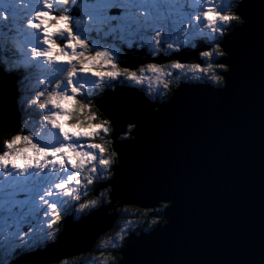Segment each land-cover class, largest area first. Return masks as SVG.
Instances as JSON below:
<instances>
[{
    "label": "water",
    "instance_id": "95a60500",
    "mask_svg": "<svg viewBox=\"0 0 264 264\" xmlns=\"http://www.w3.org/2000/svg\"><path fill=\"white\" fill-rule=\"evenodd\" d=\"M234 14L246 18L238 24L247 27L232 28L220 40L227 55L218 60L234 66L230 73H219L225 75L223 87L179 82L169 100L157 104L138 87L115 86L95 99L110 121L111 147L117 153L114 179L106 185L108 200L86 214L89 223L85 220L82 227L68 229L71 217L66 216L54 241L18 254L15 264L85 254L113 225V206L115 211L116 206L154 208L159 203L170 207L162 214L165 224L129 237L117 264H264V0H243ZM128 52L119 64L132 70L144 62L177 58ZM176 55L184 63L199 59L197 50ZM20 121L9 81L0 88V125L7 128L0 136ZM127 123L134 124L130 132ZM118 133L127 134L117 140ZM101 184L97 187H105ZM98 219L111 226L102 228Z\"/></svg>",
    "mask_w": 264,
    "mask_h": 264
},
{
    "label": "snow or ice",
    "instance_id": "6c2138e0",
    "mask_svg": "<svg viewBox=\"0 0 264 264\" xmlns=\"http://www.w3.org/2000/svg\"><path fill=\"white\" fill-rule=\"evenodd\" d=\"M140 2L142 0H91L87 12L89 23L83 27L82 31H79L80 19H76L67 7L61 10H57L56 7L57 5H71L74 10L78 0H67V2L65 0H27L23 18L18 17L14 3L0 0V22H3L5 27L11 22L22 38L19 46L23 50L21 65L9 66L0 63V88H5L11 81L15 89L16 102L21 95L17 84L23 83L24 79L35 78L36 83L41 86L24 101L31 120L38 121L36 127H31V121H26L29 126L24 128V132L17 131L15 136L10 137L9 141L0 147V174H2L0 176V181H2L0 182V209L10 213L8 219L13 225L16 238L21 242L36 232V228L31 226L25 230L23 227L25 223H30L32 218L40 219L41 223H50L52 216L58 210L67 213L61 209V204L68 203L72 196V193L66 194L67 190L71 189L73 184L80 186L76 183L77 180L83 183V171L70 163L62 149L92 153V162L86 161L84 165V170H88L92 168V164H97L95 173L88 172L92 180L94 175L100 172L105 177L101 185L106 186L114 179V176L104 173L103 168L98 164L101 158L99 149L91 146L95 143L92 142L94 137H72L71 135L65 137L59 124L43 119L53 112H61V109L54 108L52 103L45 102L50 95L59 96L62 99L67 98L69 109L77 101L86 102L94 97L98 87L96 83L98 78L82 71L83 65L80 63L83 57L79 56V53L84 52L85 48L90 47L93 50L107 48L117 61L118 54L126 51L147 50L149 55L155 53L153 56L171 53L172 57H177L171 63L180 65H185V63L176 54L186 49L197 50L199 59L190 64L195 66V71L202 74L200 79L204 78L203 74L211 65L208 64V59L221 65L220 69L223 73L234 71L233 65L221 63L216 53L211 51L213 45L220 44V34L206 32L201 28L206 21L197 19L199 13L205 11V5H210L212 0H182L183 7L178 9L174 0H171L174 7L168 16L163 19L151 17L145 20L134 18L130 11L133 5ZM241 6L242 4L236 9L237 12L240 11ZM60 11L67 12V14H60ZM218 11L223 15L224 9H218ZM113 14L119 17L118 21H112L111 31L101 33L99 22L111 19ZM45 17H47L46 20ZM218 26L223 31L224 25L218 24ZM238 28L241 31L245 29L240 28L239 25H233L234 32ZM157 33L160 34L158 39L155 38ZM77 42L83 47L76 46L74 52L73 46L77 45ZM168 45L172 47L169 48ZM201 47L203 50H200ZM165 48L166 51L162 52L161 50ZM202 53H207V55H202ZM74 55L77 59H73ZM226 65H230L231 70ZM134 71L129 68L130 73ZM136 75L138 77L137 73ZM41 76L44 78L40 79ZM116 82L119 81L107 80L104 86L110 88ZM217 89H219L218 84ZM40 117L42 120L39 119ZM6 130L5 126L0 125V133ZM29 133L32 135L29 136ZM24 138L40 148L43 155L39 159L34 158L18 167L11 157L15 156V147ZM125 140L127 138L123 141ZM86 183L87 185L93 184H88L87 180ZM160 200L169 199H159L156 202ZM171 202L172 207L173 201ZM17 206L26 208L27 214L20 217L11 215ZM83 208L88 209L89 204H83ZM168 209H170L169 205L164 204L153 214L159 216ZM145 231L150 230L145 229ZM125 264H128V261Z\"/></svg>",
    "mask_w": 264,
    "mask_h": 264
},
{
    "label": "clouds",
    "instance_id": "9594fccd",
    "mask_svg": "<svg viewBox=\"0 0 264 264\" xmlns=\"http://www.w3.org/2000/svg\"><path fill=\"white\" fill-rule=\"evenodd\" d=\"M67 2V0H65ZM243 0H232V4L229 8H223L222 5L215 3V0H212L210 5H205V11L199 13L197 19H203L206 23L201 25V28L206 32H216L220 34L222 38L228 30V27L231 25L232 21H237L239 24H243L245 19H242V15H234L233 13L237 12L238 5L242 4ZM174 5L171 0H142V2L133 5L130 9L132 15L136 19L145 20L151 17H158L163 19L168 16ZM218 9H224L223 15L220 14ZM47 17H45V20ZM119 17L116 14H113L111 19L102 20L99 22V27L101 33L105 31L112 30V21L117 20ZM218 24H223L224 28L221 31V28ZM159 33H157L156 37L158 39ZM83 45L73 46V51L75 52V47ZM169 48L172 45H168ZM212 52H215L216 55L226 56L227 53L221 47L220 44L215 45L212 49ZM155 55V53L153 54ZM202 55H207V53H202ZM79 56L83 57V60L80 63L83 65L82 71L90 73L92 76L97 77V86L101 84V82L112 80V81H120V82H128L130 86L136 85H144L145 81L148 82V87H152L153 82L156 85V95L160 96L165 94L163 90L170 89V85L172 83L171 80L165 79L166 77H172L171 71H166V68H170L177 71L176 80H180V71L187 68L189 72H196L195 66L191 64H175L170 63L167 65L160 64H147L146 70L150 75L145 76V68L141 67L139 69V75L137 77V71L132 73L129 72L128 67H121L117 59L108 51L107 48L103 49H91L90 47L85 48L84 52L79 53ZM73 59H77V56L74 55ZM217 67H222L218 65ZM213 65L209 66L207 71H211ZM207 71L205 74H207ZM187 76V73L185 74ZM190 78V77H189ZM196 79H200L197 77ZM210 79L213 81V86L216 87L217 84L220 87H223L224 76L214 73ZM179 84L177 83V87ZM112 88L115 86L112 85ZM46 103H52L54 108L61 109V112H53L49 116L43 117L44 120L55 121L60 125L61 130L64 132L65 137L71 135L72 137H97L103 131L104 135L107 136L111 130L110 121L106 118L101 119L100 122H96L98 120V109L95 108L94 99H88L86 102L84 100L77 101L73 104L72 108L69 109L67 105L69 104V100L67 98L62 99L59 96L52 97L51 95L45 101ZM43 107V104H41ZM21 133L24 132V128L21 127L19 130ZM16 134H12L10 137L15 136ZM29 136L32 133L28 134ZM9 141V138L0 137V143L3 145ZM106 144H110V141H106ZM94 149H99L100 159L98 164L103 168L104 173L111 176L113 175V171H109L112 169V166L116 163L117 153L112 151L110 155L106 157V147L100 143H94L91 145ZM64 154L69 158L70 163H72L75 167L80 168L83 171L84 178L87 180L88 184H92L93 180L88 176V172L91 171L95 173V169L97 164H92V168L87 171L84 170L85 162L91 163L93 160L92 153L88 152H76L74 150H69L68 148L62 149ZM43 155L40 148H38L32 141L27 138L22 139L19 144L15 147V156L11 157V159L16 163L18 167L23 166L24 163L30 162L32 159H39ZM7 159V158H6ZM80 175V173H77ZM77 184H81L80 180L76 181ZM72 193V190H67L66 194ZM76 201H80L81 197L76 195L74 198ZM83 204H79L77 211L82 212L84 210ZM94 207L95 204L93 203ZM51 239L54 241L56 239L55 236H52ZM122 240L123 237H120Z\"/></svg>",
    "mask_w": 264,
    "mask_h": 264
},
{
    "label": "rangeland",
    "instance_id": "374dc122",
    "mask_svg": "<svg viewBox=\"0 0 264 264\" xmlns=\"http://www.w3.org/2000/svg\"><path fill=\"white\" fill-rule=\"evenodd\" d=\"M8 2L15 4L18 17L20 15V18H23L24 8L27 6V0H8ZM176 2H177V7L178 8L179 7H183L182 0H174V3H176ZM215 3L222 5L223 8H229L231 6V4H232V0H215ZM70 11H72L73 14H75V15H78L79 14V11L77 9H74L73 10V8H71ZM82 18H83V21L85 22L84 23V26L89 23L87 14H85L80 19H82ZM83 27H79V29L82 31L83 30ZM232 28L233 27H228V30L227 31H229ZM108 35H111V33H108ZM21 40H22V38L15 31V29L12 26L11 22H9V24H8L7 27L4 26V23L3 22H0V50H2V51H0V63H4V64L7 63L3 59V58H6V56L3 55V53H6L7 48H11V49H13V51L11 49H9V53L15 52V59H16L15 62H17L18 66L22 64V62H23L22 61V51L23 50L19 46ZM220 40H221V37H220ZM161 51L162 52L166 51V48L165 49H162ZM126 54H127L126 52L123 53V55H126ZM168 54H170V53H168ZM119 59H120V57H119ZM218 59H219V57H218ZM121 61H122V63H121ZM172 61H169L167 63L160 64V65H167V64H170ZM208 61H212V60L208 59ZM118 62H120L121 64H123L124 63V60L120 59V60H118ZM128 63H131V62L129 61ZM133 65H135L134 62L131 63L129 66H133ZM146 65H147V63L144 62L142 65L141 64L138 65V67H139L138 69L137 68H133V70L137 71V74L139 75L140 74L139 73L140 67H144L145 68L144 75L145 76L150 75V73H148L147 70H146ZM205 66H207V65H205ZM216 66H218L217 63H216ZM165 70L166 71H171L172 72V76H177V71L176 70H173V69H170V68H166ZM218 70H219L218 73H220L221 72V69L219 67H218ZM186 73H187V76L185 75ZM179 75H180V78L181 79H184V80H188L189 79L192 82L193 79L194 80H197L196 78L197 77H201L202 74L199 71H196L194 73L193 72H189V70L187 68H185V69H183V70L180 71ZM203 76H204V78H207L208 77L210 79V77L212 76V74H211V72H209L207 74H203ZM43 78H44L43 76L40 77V79H43ZM170 78L171 77H166L165 79H168L169 80ZM199 81H201V80H198V82ZM210 81H212V80H210ZM179 82H183V81H180V80L178 82H173L172 81V83L170 85V87H172V88L169 91V93H170V94H168L169 96L171 95L172 90L177 87V83L179 84ZM106 83H107V81L104 82V84H106ZM104 84H103L102 87L105 89L106 87L104 86ZM113 85L114 86H130L128 82H120V81L119 82H116V83H113ZM141 86H142L143 92H145L146 94H149L148 97L146 96L147 99L151 103H153L154 101H152V100H155V99H153L152 96H154V94H156V91H157L155 83L153 82L152 87H148V82L145 81V84L144 85H136L134 87H138V91L139 90L142 91ZM18 87H20V93H21V95L19 96V99L18 100H20V98H22L25 101V99L28 96H30L31 93L34 90H38L41 86L36 83L35 78H32L31 80L30 79H24V82L21 83V84H18ZM99 89H100V87L98 86L96 88V90H95V95H94L95 97H96V94L98 93ZM111 89H113V88H111ZM89 91H91V89ZM95 97H93V98H95ZM37 109H38V105H37ZM34 114L35 113L33 112V115ZM39 119L42 120V117H40ZM22 121H25V122L23 123V125L20 124V128H18L16 131H19L21 129V127H23V128L28 127L29 125H28V123H26V121H31V127H33V128H35L36 127V124L38 123V121H32L31 120V117H30V114H29V110L27 109V107L25 106V104H23V109L21 110V122ZM96 122H100V120H97ZM127 127H129V128H128V130L126 128V130H127V132H129V131H131L134 128V124L127 125ZM109 134H110V132H109ZM109 134L107 136H105L104 133L101 132L99 134V136H97L96 140H93L92 141V142L100 143V144H103V145L106 144V143L104 144V140H105V142L106 141H110L109 146L107 144V147H106V157L108 155H110V153L112 152V149H111V142H112V140L110 139ZM121 134L122 133L119 134L118 139H123V135L124 136L126 135V133L125 134H122V135ZM6 135H8V136L6 137ZM6 135H5L6 138H10V136H11L10 132L9 133H6ZM106 137L107 138L109 137V140H106ZM98 138H99V140L97 141ZM100 139H103V140H100ZM101 141H102V143H101ZM2 146H3V144L0 143V147H2ZM107 150H109L110 153L107 152ZM0 176H2V174H0ZM98 179H101V180H104L105 179V177H104V175H103L102 172L97 173V175L96 174L94 175V179H93V184L92 185H95L94 182H95V180H98ZM82 181H83V183H82L83 186H81V185L80 186H77L75 184L71 185L72 196L69 198L70 201L68 203H66V204H61V209L63 211H67V213H68V209L72 207L73 210H74V214H73L74 216H77L80 213V211H77L78 202L74 199L76 195H79L81 197L80 202H82V203H88L89 204V208L87 210L85 209L86 210L85 213L88 210L90 211L91 208H93V206H92L93 203L95 204V206H97L100 203L101 198H103L102 202H105L106 203V196H107V191H108V187L107 186L100 187V185H99L97 187V192H95L96 194L94 195L93 192L95 191L94 188L96 187V185H95V187L92 186V185H87L86 179L84 178V175L82 176ZM99 183H101V182H99ZM20 209L21 210H20L19 213L21 215L24 214L27 211L26 208H21L20 207ZM144 209L149 210L148 208H140L139 209V208L131 207L130 205H123L122 207H119L118 206L117 209L115 210V212H116V214H118L117 219H120V223L119 224L117 223V225H115L112 228V231H108V233H105L104 235H101L100 246L108 247V246H110L109 244L113 242L114 243V248L116 249L117 246L119 245V243H118L119 242L118 241L119 240L118 237H124L128 231H131V233H133V234L140 233L141 230H138V226L143 221L141 219V217H143L145 219L147 217V216H144V214L141 216V213H142V211ZM14 210L15 209H13L11 215H15V211ZM18 210H19V208H18ZM18 210H17V213H18ZM111 210H112V208H111ZM6 212H7L6 210H2L1 209V213L0 214L2 215V217H0V237H2L4 235H8V234L11 235V236H13V237H16L15 236V230L13 228V225L10 223V221L8 219L9 212L8 213H6ZM17 213H16L15 216H17ZM18 216H19V214H18ZM63 217H64L63 216V213L58 210L57 213L52 216V219H51V222L50 223L49 222L41 223V220L40 219L38 220L39 222H36V219H31V224L33 225L34 228H36V232H38L37 235H42V236L44 234L45 235L43 237H41V239H36V235H34L33 237H31V235H29V236H27L24 239L23 242H21L20 240H18L16 238L15 244H12V246L9 247L10 250L11 249H16L15 247H17V246H21L22 250H36L37 248H40V247L43 248L47 244L46 240L48 241V243L52 241L51 237L56 232L55 231V228H57L56 227L57 224L60 221H62ZM160 219H162V218H160ZM153 221H154V219H150L149 218V220H148V222H147L146 225L152 226L154 224ZM164 223H165V220L163 219L162 222H161V225L164 224ZM114 224H116V223H114ZM23 227L25 228V230H27L29 228V225H27V223H25L23 225ZM59 231H61V225H60ZM59 231H58V233H59ZM36 232L34 234H36ZM109 234H110V236L108 237ZM127 236L128 235H126L125 237H127ZM108 238H110V239H108ZM112 239H115V241H113ZM123 246H122V248H123ZM88 251H90V252H88V254L85 257V259H87L89 261L88 264H103V263L105 264L107 262L109 264V262H113V259L114 258H113V256H111V255H113V252L111 251V249H110V251L108 250V252L106 254H101V252L94 253V252L91 251V249L88 250ZM8 252H10V251H8ZM106 256L108 258H106ZM74 257H76V256H70L68 258H65V259H62V260L58 261V263L61 262V263H64V264H70L72 261H75L74 260ZM0 259H1L0 264H5L4 263V260H6V259L4 257H1ZM23 259H25V258L23 257ZM106 259H109V260L105 261ZM79 261H81V259H79ZM50 263L51 264H55L57 262H50ZM50 263H47V264H50ZM10 264H15V263L12 260L10 262Z\"/></svg>",
    "mask_w": 264,
    "mask_h": 264
},
{
    "label": "trees",
    "instance_id": "16d2710c",
    "mask_svg": "<svg viewBox=\"0 0 264 264\" xmlns=\"http://www.w3.org/2000/svg\"><path fill=\"white\" fill-rule=\"evenodd\" d=\"M175 5H176V7H177V2L175 3ZM177 9H178V7H177ZM20 14V13H19ZM234 14V13H233ZM235 15V14H234ZM19 18H20V15H19ZM238 24V22L237 21H232V23H231V25L229 26V27H233V25H237ZM215 45H213L212 47H214ZM5 47V46H4ZM9 49H11V48H7V51H6V53H3V55H5L6 56V58H3L4 59V61H6L7 63V65H9V66H16V64H15V52H12V53H9ZM12 51H13V49H11ZM0 51H2V50H0ZM119 57H120V55H119ZM9 58V59H8ZM6 59V60H5ZM121 59V58H120ZM120 59H118V60H120ZM218 70V69H217ZM211 73H217V74H219L217 71H215V72H213L212 70L210 71ZM31 80V79H30ZM169 80H171V81H173V82H176L175 81V79L174 78H170ZM207 82V81H206ZM113 85V84H112ZM103 84H100L99 85V87H100V89H99V91H98V93L96 94V97L98 96H100L101 94H102V92L105 90V89H108L107 87L104 89L103 87ZM102 87V88H101ZM171 88L172 87H170V89H168L169 91L171 90ZM104 89V90H103ZM103 90V91H102ZM102 91V92H101ZM168 94H170V93H168ZM168 96V95H167ZM95 97V96H94ZM95 97V98H96ZM95 98H92V99H94V101H95ZM19 102H20V107H21V110L23 109V104H24V99H22V98H20V100H19ZM96 108V107H95ZM96 109H98V108H96ZM99 110V109H98ZM97 115H98V120H101V119H104L105 117H103V115L100 113V110L98 111V113H97ZM25 121H20V123H21V125H23V123H24ZM128 128L129 127H127V130H128ZM16 132L17 131H12V132H10V134L12 135V134H16ZM127 134V133H126ZM8 135H6V137H7ZM126 136V135H125ZM124 135H123V137H125ZM5 137V138H6ZM96 138L97 137H95L94 138V140H96ZM99 140V138L97 139V141ZM100 140H103V139H100ZM106 140H109V137L107 138L106 137ZM101 143H102V141H101ZM104 144H105V140H104ZM103 145V144H102ZM108 146H109V144H108ZM105 147H107V144H105ZM107 152H109V150H107ZM110 153V152H109ZM97 175V174H96ZM99 182H101V179H98V180H95V185L97 186V184L99 183ZM95 185H92V186H94L95 187ZM107 189V188H106ZM84 197V196H83ZM106 199H107V196H106ZM78 202V206H79V204H81L82 202H80V201H77ZM164 204H167V203H159L158 205H156L155 207H157V209L159 208V209H161L162 208V206L164 205ZM131 207H133V206H131ZM135 207V206H134ZM18 208H19V206H17L16 208H15V215H16V213H17V210H18ZM140 209V208H139ZM21 210V209H20ZM20 210L18 211V213H17V217H20V216H25L26 214H27V211L24 213V214H20L19 212H20ZM142 210V209H141ZM68 212H71V213H73L74 214V210H73V208L71 207V208H69L68 209ZM149 212V211H148ZM18 214H19V216H18ZM64 214H66V213H63V216H64ZM85 214V209L83 210V212H80L79 213V215H77V216H75V218H79V217H81V215H84ZM144 214V216H147V209H144L143 211H142V213H141V216ZM160 218H162V214L160 215ZM32 219H35V218H32ZM141 219L143 220L142 221V223L141 224H139V226H138V229H141V228H143V226H145L146 224H147V222H148V220H149V218H148V216L146 217V219L145 218H143V217H141ZM39 219H36V222H39L38 221ZM116 222L119 224V220L118 219H116ZM61 223H62V221H60L58 224H57V228H55V233H54V235L53 236H56V234L58 233V231H59V228H60V225H61ZM27 225H29V227L31 226V227H33V225L31 224V222L30 223H27ZM109 231H111V229L109 230ZM145 231V230H144ZM38 234V232H36V234H32L31 235V237H33L34 235H36V239H41V237H43L42 235H37ZM115 237V236H114ZM32 239V238H31ZM108 239H110V238H108ZM118 243H119V246L121 245V243H123V240H121L120 239V237H118ZM127 239V238H126ZM126 239H124L125 240V242H126ZM113 241H115V239H112ZM117 240V239H116ZM47 241V240H46ZM110 246H108V247H103L102 246V248H100V246H99V244H97V243H95L94 244V246H93V248H92V252H94V253H97V252H101V254H106L107 252H108V250L110 251V249L112 248L113 250H111L112 252H113V255H111V256H113V262H111V264L113 263V264H116L117 262H118V260H119V258H120V255L116 252V249L118 248V246H117V248L115 249L114 248V243L112 242V243H110L109 244ZM16 249H11V251H10V248H7V249H5L3 252H2V250L3 249H0V258L1 257H4L6 260H4V263L5 264H10V262H11V260H12V258L14 257V256H16V255H18V253L20 252V251H23L22 250V248L20 247V246H17V247H15ZM8 251H10V252H8ZM85 257H86V255L85 254H80V255H78V256H76V257H74V260L75 261H72L70 264H76V263H87V261L88 260H86L85 259ZM106 258H108L107 256H106ZM79 259H81V261H79ZM117 259V260H116ZM73 260V259H72ZM107 260H109V259H106L105 261H107ZM0 261H1V259H0ZM88 263H89V261H88ZM55 264H64V263H61V262H57V263H55ZM104 264V263H103ZM105 264H108V262L107 263H105Z\"/></svg>",
    "mask_w": 264,
    "mask_h": 264
},
{
    "label": "flooded vegetation",
    "instance_id": "af4514ba",
    "mask_svg": "<svg viewBox=\"0 0 264 264\" xmlns=\"http://www.w3.org/2000/svg\"><path fill=\"white\" fill-rule=\"evenodd\" d=\"M90 4H91V0H78V3H77V5L75 6V9H77L78 11H79V14L78 15H75V14H73L74 15V17L76 18V19H80L81 17H83L85 14H87V12H88V10H89V7H90ZM57 7V10H61V9H64L65 7H67L68 8V10L70 11V9L72 8V6L71 5H69V6H63V5H57L56 6ZM60 14H67V12H64V11H60ZM80 21H81V24H80V26L79 27H83L84 26V21H83V18L82 19H80ZM73 22H75V20L73 21ZM79 31H81L80 29H78ZM128 53H130V52H128ZM123 54V53H122ZM119 55H121V54H118V59H119ZM210 60H212V59H210ZM167 63V62H166ZM148 64V63H147ZM185 64H190V63H185ZM208 64H211V65H213V68H212V71L213 72H215V71H217V72H219V70H217L218 69V67L216 66V63H215V61H208ZM139 68V67H138ZM137 68V69H138ZM141 68V67H140ZM221 71H222V69H221ZM212 75H213V73H211ZM172 78H174L175 79V81L176 82H178L177 80H176V76H172ZM194 80V79H193ZM198 80V79H197ZM199 80H201L202 82H208V83H210V84H213V82L212 81H210L211 79H209L208 77L207 78H203V79H199ZM180 81H183V82H191V80H184V79H181L180 78ZM110 88H112V87H110ZM141 89H142V86H141ZM142 91H143V89H142ZM165 94H163V95H160V96H157L156 94H154V96H152V98L153 99H155V100H152V101H156V102H164V101H166L168 98H169V95H168V93H169V90H164L163 91ZM167 92V93H166ZM145 93V92H144ZM145 95L148 97V95L149 94H146L145 93ZM165 95V96H164ZM168 95V96H167ZM131 128V127H130ZM102 200H103V198H101V201H100V203L102 202ZM106 201H107V199H106ZM99 203V204H100ZM158 209H157V207H155V208H153V209H151V210H147V216L150 218V219H154V221H157V223H155V224H159V223H161L162 222V220L163 219H160V215L159 216H156V215H154L153 213L155 212V211H157ZM149 211V212H148ZM147 226L148 225H145V226H143V228L144 229H146L147 228ZM138 230H143V229H138ZM126 232V231H125ZM139 232V231H138ZM141 232V231H140ZM130 234H133V233H131V231H128L127 233H126V235H130ZM125 235V236H126ZM123 237V243H121V245L119 246L118 245V248L116 249V252L119 254V252H120V250H121V248H122V246L125 244V240L124 239H126V238H128V236L127 237ZM127 240V239H126ZM117 260V259H116ZM109 264H111V262H109Z\"/></svg>",
    "mask_w": 264,
    "mask_h": 264
},
{
    "label": "bare ground",
    "instance_id": "6f19581e",
    "mask_svg": "<svg viewBox=\"0 0 264 264\" xmlns=\"http://www.w3.org/2000/svg\"><path fill=\"white\" fill-rule=\"evenodd\" d=\"M239 25V24H238ZM127 53V52H126ZM121 55H123V54H121ZM120 55V56H121ZM121 58V57H120ZM134 66V65H133ZM183 83H191V82H183ZM206 83H208V82H206ZM17 86H18V84H17ZM108 89H111V88H108ZM19 90V89H18ZM105 90H107V89H105ZM140 91V90H139ZM20 92V91H19ZM140 92H142V95L144 94V96H145V98L147 99V97H146V95H145V93L143 92V91H140ZM103 93V92H102ZM101 96V95H100ZM98 98V97H97ZM169 98H170V96H169ZM169 98L166 100V101H168L169 100ZM148 100V99H147ZM149 101V100H148ZM18 102V101H17ZM150 102V101H149ZM165 102V101H164ZM153 103H157V104H160V103H162V102H153ZM19 106V105H18ZM19 108V111H20V116H21V107H18ZM100 113L103 115V117H105L106 118V116L100 111ZM107 119V118H106ZM20 124L21 123H19V125H18V127L15 129V131L18 129V128H20ZM129 123H127V125H128ZM133 124V123H132ZM126 125V126H127ZM111 131H112V127H111ZM111 131H110V133H111ZM132 131V130H131ZM12 132V131H11ZM130 132V131H129ZM7 133H9V132H7ZM119 134L120 133H118L117 135L119 136ZM5 135H6V133L5 134H2L0 137H5ZM110 135V134H109ZM118 136H117V140H121V139H118ZM110 137V136H109ZM130 137V136H129ZM111 139V138H110ZM115 139V138H114ZM112 140V139H111ZM111 144H112V142H111ZM111 149H112V147H111ZM95 192H97V191H95ZM131 206V205H130ZM114 207V206H113ZM113 207H112V211H111V216L112 217H116V216H118V214H116V212L113 210ZM118 207V206H117ZM117 209V208H116ZM68 215H70V222L67 224L68 225V229H75V228H77L78 226H80V227H82L81 225H83V222H85V220H87V222L89 223V219H88V217H87V215H86V213L84 214V215H82L81 217H79V218H75V216L73 215V213H71V212H68V213H66V214H64V217H63V219H62V223L65 221V219H66V216H68ZM86 215V216H85ZM77 219H79V220H77ZM75 220H77V221H75ZM98 221H99V223L101 224V226H102V228H105V227H110L111 225H109V224H107L106 222H104V221H102V220H100V219H98ZM61 223V224H62ZM114 223V221L112 222V224ZM164 224H162L161 226H159V227H162ZM155 227V226H154ZM111 228H109V229H107V230H110ZM152 229V228H151ZM150 229V230H151ZM106 230V231H107ZM150 231H144V233L146 234V233H149ZM137 235H140V233H138V234H130L129 236H128V238H127V240L129 239V237H133V236H137ZM126 240V241H127ZM96 243V240L93 242V244H92V246L90 247L91 249L93 248V246H94V244ZM125 245V244H124ZM45 247V246H44ZM124 247V246H123ZM41 248V247H40ZM46 248V247H45ZM47 250V249H46ZM122 252H123V248L121 249V251L119 252V255H120V258H119V260H118V262L120 261V259H121V257H122ZM46 253H49V251L47 250L46 251ZM50 254V253H49ZM79 254H82V253H79ZM52 254H50V256H51ZM78 256V255H77ZM117 262V263H118ZM116 263V264H117ZM51 264V263H50Z\"/></svg>",
    "mask_w": 264,
    "mask_h": 264
}]
</instances>
